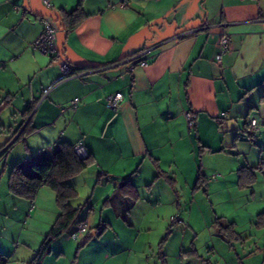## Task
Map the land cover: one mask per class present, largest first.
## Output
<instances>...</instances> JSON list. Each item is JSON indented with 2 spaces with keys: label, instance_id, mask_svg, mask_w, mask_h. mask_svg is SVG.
Listing matches in <instances>:
<instances>
[{
  "label": "crops",
  "instance_id": "1",
  "mask_svg": "<svg viewBox=\"0 0 264 264\" xmlns=\"http://www.w3.org/2000/svg\"><path fill=\"white\" fill-rule=\"evenodd\" d=\"M78 1L50 0L46 6L43 0H0L3 158L20 144L28 169L35 159L52 156L60 142H82L94 162L77 175L110 181L98 199L123 215L134 205L116 189L124 180L137 189V181L159 177L164 161L194 165L197 151L217 150L232 134L234 140L249 132L251 118L264 127V0H127L123 7L124 0H82L78 24L70 28L63 10L76 9ZM44 14L64 22L56 52L48 55L31 46ZM223 33L230 39L225 51ZM145 48L146 65L132 71L113 65ZM65 65L76 74L64 75ZM117 91L121 106L113 112L104 97ZM73 98H79L75 109L69 106ZM186 111L196 115L191 128ZM66 182L77 190L75 176ZM73 200L81 205L78 217L88 208L91 229L73 240L72 224L40 264H136L133 238L123 243L117 232L106 235L113 226L106 213L90 218L92 203ZM18 207V226L0 229L7 264L11 257L17 264L30 261L60 214L47 186L32 200L0 189V216L6 220Z\"/></svg>",
  "mask_w": 264,
  "mask_h": 264
},
{
  "label": "rangeland",
  "instance_id": "2",
  "mask_svg": "<svg viewBox=\"0 0 264 264\" xmlns=\"http://www.w3.org/2000/svg\"><path fill=\"white\" fill-rule=\"evenodd\" d=\"M258 127L234 140L232 134L217 150L197 151L194 165L184 159L164 161L154 181L151 175L137 181V192L130 196L134 205L123 215L117 208L102 207L104 197L98 199L101 191L113 186L110 181L97 183L76 175L79 192L73 201L92 203L90 218L106 213L113 225L106 235L117 232L123 243L132 237L136 264H264V225L258 223V214L264 212V127L259 122ZM10 150L9 157H0L1 190L8 189L10 162L25 157L20 144ZM242 166H249L254 176L246 187L236 184ZM19 208L6 220L0 216V229L3 224L7 229L18 226ZM87 209L82 216H88ZM8 263L18 262L11 257Z\"/></svg>",
  "mask_w": 264,
  "mask_h": 264
},
{
  "label": "trees",
  "instance_id": "3",
  "mask_svg": "<svg viewBox=\"0 0 264 264\" xmlns=\"http://www.w3.org/2000/svg\"><path fill=\"white\" fill-rule=\"evenodd\" d=\"M81 5L82 0H79L76 9L69 12L63 10L65 23L61 20L62 23L66 26L68 25L70 28L76 27L81 13ZM249 128L248 135L256 132L251 129L250 121ZM259 130L260 128L258 127L257 131ZM3 153L2 151L0 154L2 155ZM93 162L94 160L89 154L84 158L78 157L73 150V144L60 142L52 156L35 159L30 164L29 169H26L23 163H16L11 166L8 176V189L12 194L20 198L32 200L42 186H47L55 192L57 205L60 209L59 217L51 227L34 257L25 264H40L43 256L50 251L51 242L66 231L79 216L81 205L73 206L71 204V200L77 197L78 192L73 185L68 184L66 181L92 165ZM237 171V186L246 187L253 182V171L249 166H242ZM158 174H160V169L158 170ZM200 178L201 175L198 174V179ZM116 189L123 194H129V196L133 197L137 192L135 185L129 180H124L118 184ZM259 219L261 221L258 223L264 225V212L258 214ZM104 228L105 225H98L96 227L100 231ZM222 228L223 226L221 230ZM0 264H7V260L2 253H0Z\"/></svg>",
  "mask_w": 264,
  "mask_h": 264
},
{
  "label": "built area",
  "instance_id": "4",
  "mask_svg": "<svg viewBox=\"0 0 264 264\" xmlns=\"http://www.w3.org/2000/svg\"><path fill=\"white\" fill-rule=\"evenodd\" d=\"M46 6H50V0H43ZM127 4V0L120 2V6H125ZM39 21L41 23V30L37 37L33 40L31 46L33 49L39 51L42 54H53L56 52L55 48V39L57 32L63 27V23L61 20L52 17L51 15L44 14L39 17ZM229 37L226 33L220 38V47L222 51L227 49L229 43ZM149 53V49H142L132 55L125 57L124 59L114 63V66L125 65L128 71H132L136 65H146L148 63L147 56ZM221 57V53L217 55L219 59ZM76 72L70 69L68 66L65 65L64 75H74ZM105 105L111 111L116 112L120 109L121 100H122V93L117 91L114 93H110L105 95L104 97ZM79 102V98H73L69 102V106L71 109H75ZM195 113L190 111L184 112V117L186 119V124L188 127L194 126L195 121ZM250 126L253 131L258 130L256 119L252 118L250 120ZM73 150L77 154L78 157L84 158L87 156L86 147L82 142H78L73 144ZM172 220L176 218L174 216L171 217ZM90 223L89 219L86 216H80L75 219L73 222V227L70 232V236L73 240H78L83 237L89 230Z\"/></svg>",
  "mask_w": 264,
  "mask_h": 264
},
{
  "label": "water",
  "instance_id": "5",
  "mask_svg": "<svg viewBox=\"0 0 264 264\" xmlns=\"http://www.w3.org/2000/svg\"><path fill=\"white\" fill-rule=\"evenodd\" d=\"M5 104H6V102H3L1 105H0V111L4 108V106H5ZM1 153V152H0ZM94 234V232H92L91 233V235H93ZM83 243V242H82ZM81 243V244H82Z\"/></svg>",
  "mask_w": 264,
  "mask_h": 264
}]
</instances>
